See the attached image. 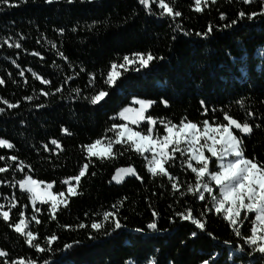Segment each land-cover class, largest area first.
<instances>
[{
    "label": "trees",
    "instance_id": "obj_1",
    "mask_svg": "<svg viewBox=\"0 0 264 264\" xmlns=\"http://www.w3.org/2000/svg\"><path fill=\"white\" fill-rule=\"evenodd\" d=\"M165 2L181 12V16L161 17L158 7L154 8L155 14H150L139 0H93L84 5H66L63 0L49 5L44 0H29L19 7L0 6V79L5 81L0 84V107L5 109L0 114V138L8 139L15 146L13 149L0 148V155L17 157L16 162L0 161V167L6 163L12 165L5 173H0V204L8 210L13 195L18 197L17 208L10 211L9 221L4 222L0 217V250L7 251L13 260L45 264L47 259L48 264H54L67 256L72 264H123L125 260L147 255L148 260L155 256L164 264H203L205 259L215 264H264V254L253 252L242 243L233 232V226L224 220V212L216 213L214 207L211 212L207 210L212 206L208 193H205V201L194 195L196 174L187 165H200L190 160L188 152L183 155L173 152V145L167 150L172 161L165 164V169L176 177L171 182L177 184L176 189L171 187L168 177L148 172L145 158L150 159V154L138 153L131 142L121 141L113 145V156L103 161L91 158L85 176L74 184L75 194H66L62 181L73 180L71 178L79 175L80 168L88 162L82 145L113 137L114 133L106 129L113 123L124 124L118 118L119 112L131 107L134 99L155 103L144 113L145 122L130 126L131 129L146 134L149 126L146 120L151 115L156 120L152 127L156 129L153 137L157 139L166 134L161 119L177 126L181 120L197 123L198 130L202 131L205 118H209L210 126L217 127L221 123L227 125L223 120L225 112L242 122L248 119L247 110L255 114L256 123L260 122L258 118L264 114V20L258 16L239 21L207 39L194 35L207 31L209 25L219 28L223 24L220 21L222 12L235 19L241 9L257 12L260 9L255 5L249 8L240 0H216L215 4L204 2L202 10L196 12L195 0ZM176 24L193 35L178 34L174 31ZM87 25L93 27L89 29ZM173 36L177 39L173 40ZM49 41L54 42L56 48H52ZM17 43L20 48L14 46ZM33 52L40 55L34 56ZM59 52L68 59L61 58ZM134 52H151L165 59L151 61L139 71L133 70L135 66L128 67V71H121L111 87L105 85L104 78L111 64L119 65L124 55L131 57ZM13 60L16 63H12ZM81 67L84 72H80ZM32 72L51 83L42 84ZM89 73L97 77L95 90L103 88L109 92V96L97 105L82 98L93 91L88 88ZM77 87L81 89L80 97L74 91ZM56 88L62 91L56 92ZM42 92L50 95L44 96ZM26 96L34 99L29 101ZM2 100L19 106L9 109ZM241 100L243 107L239 103ZM163 101H167V105ZM40 103L45 107L39 108ZM113 116L115 121L111 119ZM63 128H68L72 135L64 133ZM230 131L237 134L233 129ZM52 139H57L61 147L51 145ZM45 144L49 145L47 151ZM245 145L247 158L264 164V126L254 127ZM179 147L186 148L183 144ZM204 151L206 157H211L206 149ZM212 160L215 159L211 157L209 161L210 171L219 170ZM20 162H23L24 171H15L13 178V171ZM129 167L142 179L131 176L119 184L113 183L117 169ZM25 175L44 184L53 183L54 194L64 191L63 203L54 212H50L49 203L33 205L27 193L20 194L16 184ZM189 186L193 187V192L188 191ZM210 186L219 197V188L212 182ZM120 201L123 207H119ZM113 204L119 207L117 218L127 225V234L118 241H110L102 235L94 241L88 240L89 232L95 234L90 227L91 220L102 219L94 214L116 212ZM36 208L38 212L34 211ZM189 209L205 223L206 231L197 229L191 219L181 220L176 215ZM18 210L24 212L28 224L25 231L33 232L34 242L45 248V252H36L23 235L8 226L19 222ZM153 210L159 213L158 218L152 217ZM244 215L242 210L241 216ZM247 215L249 220L243 224L238 222L236 227L251 235L255 215ZM152 219L157 220L158 232H149L146 228ZM80 223L88 227L80 229L77 227ZM137 227L145 231L137 234L134 232ZM193 230L197 238L191 236ZM209 231L211 236L207 235ZM53 234L57 240L49 246L47 240ZM138 235L144 236V240L138 239ZM75 241L81 243L75 245ZM64 244L74 245V249L64 250ZM48 247L54 251H48ZM241 248L245 250L240 251ZM6 259L0 257V261Z\"/></svg>",
    "mask_w": 264,
    "mask_h": 264
},
{
    "label": "snow or ice",
    "instance_id": "obj_2",
    "mask_svg": "<svg viewBox=\"0 0 264 264\" xmlns=\"http://www.w3.org/2000/svg\"><path fill=\"white\" fill-rule=\"evenodd\" d=\"M29 0H18V2H14V0H0V6H7L8 8L19 7L21 4H27ZM60 0H44V3L52 5L54 3H58ZM63 3L66 5H75V4H90L93 3V0H63ZM211 3L215 4L216 0H211ZM240 3L243 5H248L249 8H252L253 5L259 8L260 11L257 12L255 10L249 11V9H241L236 14L235 19H230L226 17L222 12L220 14V21L223 22L219 28H215L212 25H209L207 31L205 32H196L194 35L197 37H201L204 39L209 38L210 35H214L216 31L223 32L225 29L231 28L238 24L239 21L244 20H253L256 17H260L264 20V0H240ZM139 4L143 6L150 14L154 13V8L158 7L160 9L159 16L164 17H180L181 12L175 11L169 3H166L165 0H139ZM151 4V6H150ZM202 10V0H195V11L200 12ZM219 24V22H217ZM89 29L93 27V25H87ZM75 31V29H73ZM174 31L178 34L183 33L185 36H192L193 33L188 31L186 28H183L180 24H176ZM60 32L63 33L64 29H60ZM173 40L177 39V36L172 37ZM52 45V48H56V44L52 41H49ZM12 45H10L11 47ZM16 48H20L21 45L19 43L14 45ZM32 55L39 56V52H33ZM59 55L64 60H67V56L64 55L63 52H59ZM43 59V57H41ZM165 59L163 56H155L151 52L145 54L142 52H134L132 56L124 55L122 60L123 63L119 65L117 63L111 64V71L107 73L106 78H104V84L111 87L116 77L119 73L116 71L117 68L124 69L128 71L129 65H133L134 71H139L141 68H146L151 61L155 60H163ZM12 63H16L15 60ZM19 66V65H17ZM69 67H71V63L69 62ZM29 71H32L29 69ZM85 69L83 67L80 68V72H84ZM21 76L24 75L23 72L20 73ZM33 76H36L37 79H40L42 84H50L51 81L48 79H44L37 75L36 72H32ZM76 75H79L78 73ZM103 73L101 76L103 77ZM67 79H72V77H68ZM97 82V77L95 73H89L88 79V88L93 90L91 95L82 97L87 100L91 105H97L100 101H103L105 97L109 96V92L103 88L99 90H95ZM5 81L0 79V84H4ZM61 88H56V92H61ZM77 97L81 96V89L79 87L74 89ZM42 95L48 96L49 92H42ZM25 99L31 101L34 99L33 96H26ZM3 104H6L9 109H15L19 105L17 103H10L8 100H2ZM134 104H139L140 109H132V108H124L119 112V117L125 120L130 119L127 115L129 113L135 112V116L131 117V122L133 124H139V122L144 119L145 110L153 105L155 101L147 100V99H134ZM165 105H167V101H163ZM241 107L244 106V101L240 102ZM39 108H44L45 104L40 103L38 105ZM208 109L205 108L204 112H207ZM246 111V117L248 119L238 121V119L233 118L227 112L223 114V120L227 121V125L221 123L217 127H211L209 125V118L203 119V131H198L197 123L187 122L184 120L180 121V126L178 127L176 124L171 121H165L164 119L160 120V124L163 126L167 135L163 136L161 141H156L153 139V134L156 132V129L152 127V125L156 124V120L153 119L151 115L147 117L148 127L147 133L142 134L141 131H133L131 128L127 127L125 124H117L113 123L110 128L106 129V132H113V137H103L96 139L94 142H89L82 145V151L86 153L87 161L80 168L79 175L72 177L71 179L75 180L77 183L80 182L81 177L85 176V171L89 169L90 164L92 163L91 158H99L101 161L105 160L114 155L113 153V145L121 144L122 138H125V134L127 133L126 140L131 141L132 145L135 147L138 153L143 154L144 152L151 151L152 156L150 159L147 157L148 172L153 176L163 175L168 177L169 182L171 183L176 179L175 176L170 175L169 172L165 169V164L172 161V157L169 153L166 152V149L169 145H173L172 151H179L181 155L184 152L190 153V160L196 161L200 166L193 167L191 163H188V167L191 168V171L196 174V183L195 189L197 192L194 195H198L199 200L205 201L207 197L205 193H208L209 197L212 201V206L208 207V211H212V207L215 208L216 213H220L222 209L225 210L226 215L224 216V220L228 221L230 225L233 226V232L237 237H239L242 243L245 246H248L251 251L257 252L259 254H264V232L261 234H257V227L253 226L251 228V235H246L241 231L239 227H236L238 222L243 224L245 221L249 220V216L247 213H255V222H259V225L264 226V164H261L259 161L247 158V154L245 153V139L248 135L252 134L253 128H260L264 126V114H262L258 119L259 123H256L257 117L253 112ZM5 109L0 107V114H3ZM215 113V109H213V114ZM203 115V113H202ZM112 120H116V117H111ZM233 129L237 131V134H233ZM62 131L66 133L68 136L72 135V132L69 131L68 128H63ZM243 134V135H241ZM204 140V143H201V140ZM107 140V143L104 141ZM182 142H186V148H180L179 145ZM51 145H55L57 148H60L57 139L51 140ZM159 146V151H157V147ZM15 146L13 143L9 142L8 139L0 138V148L13 149ZM211 153V157H215V160H212V164L215 165L219 162V170H211L209 169V161L211 157L205 156V151ZM44 150H49V145H44ZM231 157V159H228ZM9 160L16 162L17 157L15 155L8 156L7 158L4 155H0V161ZM11 164H5V166L0 167V173H5L9 168H11ZM15 171H24L23 162H20L16 165V169L13 171V178H15ZM121 172H127L133 176L137 180H141L142 177L137 175L136 171L129 167L127 169L118 168L117 175L112 177V180L116 181L117 184L121 182L123 179L120 176ZM93 176L96 175L95 172L91 173ZM207 178V179H205ZM214 181L215 185L219 188V197L214 194L213 187L210 186V182ZM43 182L33 179L31 175H25L23 178L16 181V184L19 186L20 194L28 193L29 199H31L33 205H35L37 200H44L45 195L49 200H51V209L50 212H54L57 209L58 196L64 197L65 192L59 191L58 194H53L48 191L44 195L40 192V186ZM63 184H68L69 181L66 179L62 181ZM10 186L15 187V185L10 184ZM171 187L173 189L177 188L176 183H171ZM47 189L53 188V183H49L46 185ZM202 189V190H201ZM69 194H75V188L73 186H69L67 189ZM189 192H193V187H188ZM183 195V193L181 194ZM7 199V197L5 198ZM17 200L18 197L13 195L11 198V203L8 205V210L5 209L4 204H0V217H2L4 222L9 221V213L12 209L17 208ZM119 207H123V202H118ZM225 204L229 205L225 209ZM113 208H116V212L104 211L103 213H95L94 215L102 217L99 220H91L90 227L95 231L89 232L87 235L88 240H96L98 235H102L110 241H118L121 237L125 236L127 225L123 224L118 217L119 207L117 204L112 205ZM171 207V205H169ZM241 210L245 211V215L241 216ZM19 211V210H18ZM38 212L39 209L36 208L34 210ZM20 219L18 223L9 224L10 228H13L14 231L18 234H21L25 237V242L36 250V252H45V248H42L39 243L34 242V234L32 231H25L28 228V224L24 219V212L19 211ZM87 216L88 214L85 213ZM153 218H158L159 213L153 210L152 212ZM176 215L180 217L181 220L191 219V223L195 225V227L199 230L206 231V225L202 222L201 219L197 218L195 215H192L191 209L187 210V212H177ZM200 215H204L201 213ZM239 218V221L238 219ZM35 219V215L33 216ZM52 219H55V216H52ZM126 220L127 217H124ZM175 222V221H173ZM39 223V221H37ZM80 229H86L88 225L85 223H80L77 225ZM147 230H151L152 232H158L157 220L152 219L146 225ZM145 231L142 227H137L134 229V232L137 234H141ZM207 235L211 236L212 233L209 231ZM191 236L193 238H197V232L192 231ZM140 240H144V236L138 235L137 237ZM57 240V236L55 234L51 235L47 240V245H51L53 241ZM80 241H75V245H79ZM227 243V241H225ZM64 250H73L74 245L64 244ZM48 251H54L51 247L47 248ZM244 248H241L240 251H244ZM0 257H7L6 260L0 261V264H26L25 259L13 260L9 253L4 250H0ZM147 261V264H164L163 261H158L155 256L151 260H148L147 255L143 257H137L135 260L128 259L123 262V264H142V261ZM27 264H36L34 260H28ZM45 264H48L47 259H45ZM54 264H72V262L64 256L63 258L57 259L54 261ZM203 264H215L214 261H210L209 259H205Z\"/></svg>",
    "mask_w": 264,
    "mask_h": 264
},
{
    "label": "rangeland",
    "instance_id": "obj_3",
    "mask_svg": "<svg viewBox=\"0 0 264 264\" xmlns=\"http://www.w3.org/2000/svg\"><path fill=\"white\" fill-rule=\"evenodd\" d=\"M206 1H211V0H202V4H203L204 2H206ZM121 63H123V60H122ZM129 67H133V65H129ZM111 70H112V69H111ZM111 70H110V71H111ZM123 70H124V69L117 68L116 71H117V72L119 73V75H120L121 71H123ZM119 75L116 77V79L119 77ZM116 79H115V80H116ZM127 108H132V109L139 110V109H140V105H139V104H134L133 101H132V106H131V107H127ZM147 109H148V108H147ZM147 109H146V110H147ZM146 110H145V112H146ZM145 112H144V113H145ZM127 115L130 117V119H128V120L122 119V118H120L119 116H118V118H119L120 120H122V121L124 122V124L127 125V127H129V128H131L130 126H139L140 124H142V123L145 122V119H142V120L139 122V124H133V123L131 122V117L135 116V112L129 113V114H127ZM146 122L148 123V120H146ZM178 127H179V126H178ZM211 127H213V126H211ZM133 131H134V130H133ZM198 131H199V130H198ZM202 131H203V129H202ZM202 131H201V132H202ZM165 135H167V133H166ZM126 136H127V133L125 134V138H122V141H127V140H126ZM153 139L156 140V141H161V140L163 139V137L160 138V139H157V138L153 137ZM127 142H131V141H127ZM104 143H107V141H104ZM201 143H204V140H203V139L201 140ZM181 144H183L185 147L187 146V145H186V142H182ZM170 146H171V145H169L168 148H169ZM134 148H135V147H134ZM168 148L166 149V152H167ZM157 151H159V146L157 147ZM144 153H148V154H150V155L152 156V152H151V151L144 152ZM189 155H191V154L189 153ZM210 155H211V153H210ZM213 158L216 159L215 157H213ZM228 159H231V157H229ZM191 161H192L193 163H195V164H198V163H197L196 161H194V160H191ZM217 165H218V167H219V162H217ZM115 175H117V173H116ZM120 176L123 177V179L121 180V181H123L125 178H127V177H131V176H133V175H131V174L127 173V172H121V173H120ZM75 182H76L75 180H69V183H68V184H65V186H66V190H65V191H66V194H69L68 191H67V189H68L69 186H73V187L75 188V186H74ZM113 183L117 184L116 181H114V180H113ZM212 183L215 184L214 181H212ZM46 185H47V184H44V183L41 184V186H40V192H41V194L44 195V194H45L46 192H48V191H50V192H52V193L54 194V192H53V188H52V189H47V188H46ZM217 187H218V186H217ZM201 190H202V189H201ZM27 194H28V193H27ZM28 195H30V194H28ZM69 195H70V194H69ZM30 200H31V199H30ZM44 200L47 201L46 203L51 204V200H49V199L47 198L46 195H45V197H44ZM63 200H64V197H59V196H58L57 206L60 205V204H62V203H63ZM31 202H32V201H31ZM36 203H44V201L37 200ZM32 204H33V203H32ZM228 206H229V205L225 204V209H226ZM241 211H242V210H241ZM221 212H224L225 215H226V212H225L224 209H222ZM254 215H255V213H254ZM237 219H238V218H237ZM254 226L257 227V234H258V235L261 234V232H264V226L259 225V222H255V225H254Z\"/></svg>",
    "mask_w": 264,
    "mask_h": 264
},
{
    "label": "water",
    "instance_id": "obj_4",
    "mask_svg": "<svg viewBox=\"0 0 264 264\" xmlns=\"http://www.w3.org/2000/svg\"><path fill=\"white\" fill-rule=\"evenodd\" d=\"M149 232H152L151 230H148Z\"/></svg>",
    "mask_w": 264,
    "mask_h": 264
}]
</instances>
